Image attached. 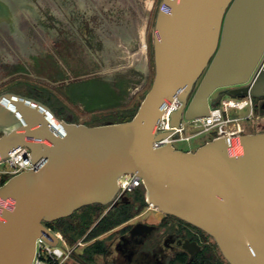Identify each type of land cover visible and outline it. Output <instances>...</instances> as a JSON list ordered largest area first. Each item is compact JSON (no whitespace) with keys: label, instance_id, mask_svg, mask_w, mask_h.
Wrapping results in <instances>:
<instances>
[{"label":"water","instance_id":"1","mask_svg":"<svg viewBox=\"0 0 264 264\" xmlns=\"http://www.w3.org/2000/svg\"><path fill=\"white\" fill-rule=\"evenodd\" d=\"M263 55L264 0H163L155 78L130 121L77 124L41 102L0 94V153L26 146L34 165L0 186V199H14L0 220V264H32L38 237L57 244L46 223L108 206L124 174L143 179L147 202L160 212L211 236L229 264H264V132L244 135L240 154L225 138L196 151L153 147L172 133L158 132L157 123L176 94L182 106L172 115L175 127L183 115L206 117L219 89L264 98ZM195 244L184 245L192 256Z\"/></svg>","mask_w":264,"mask_h":264},{"label":"flooded vegetation","instance_id":"2","mask_svg":"<svg viewBox=\"0 0 264 264\" xmlns=\"http://www.w3.org/2000/svg\"><path fill=\"white\" fill-rule=\"evenodd\" d=\"M114 5L112 0H0V72H5L11 81L29 69L28 65L39 67L40 55H49L55 61V55L68 54L72 39L116 38L120 32L126 33L120 30L118 22H108L104 18V12L110 11ZM148 28L147 25V32H144L147 36ZM223 89L226 91L222 94L228 90ZM6 92L41 102L49 106L55 116H62V120L69 118L67 107L60 115L61 109L50 105L54 97L41 94L34 87H28L24 93L9 89L0 94ZM259 102L264 107V98ZM261 132L264 130L248 134ZM4 133L1 131L0 136ZM145 202L148 203L146 194ZM122 203L108 206L107 211ZM133 203L130 196L129 203L124 204ZM148 206L152 205L148 203ZM153 208L145 207L129 220L99 236L96 240L104 241L108 251L96 256L93 263L80 260V252L74 256L80 264H182L180 259L183 256L192 261L204 246L213 245L221 259H225L207 233ZM150 212L154 215L149 216ZM85 237L79 241L82 245L78 248L82 251L89 244L84 242ZM186 242L189 247L197 244L195 247L199 250L193 256L185 250Z\"/></svg>","mask_w":264,"mask_h":264},{"label":"rangeland","instance_id":"3","mask_svg":"<svg viewBox=\"0 0 264 264\" xmlns=\"http://www.w3.org/2000/svg\"><path fill=\"white\" fill-rule=\"evenodd\" d=\"M162 2L163 0H112V4L115 5L110 7V11L104 12V18L108 22L111 20L118 22L120 30L126 33L120 32L116 38L72 39L68 54L55 55V61H52L49 55H40L39 67L28 65L29 69L10 79L11 81L7 79L5 72H0V92L10 89L24 93L28 87H34L41 94L54 97L50 105L57 110L60 108V115L64 114V107H67L68 117L77 124H105L117 110L123 112L138 110L155 78L154 31ZM147 25L148 36L144 33L147 32ZM10 58L14 59L11 55ZM92 79L105 83L114 94L121 96L118 107L92 110L81 102L70 101L69 96L66 95L68 86ZM118 84L122 86L118 87ZM121 89L126 93L122 94ZM224 91L226 89H219L211 96V107H214L212 101L216 98H238L222 96ZM95 93L98 99L102 98V92ZM259 101L260 99H256V102ZM60 119L62 120L63 117L61 116ZM246 124L249 132L260 131V124L264 125V113L258 115L254 123ZM192 133L194 131L189 129L186 134ZM214 135V133H205L190 142H176L174 146L183 151H196L212 140ZM6 169V166H0V171ZM2 177L0 184L3 180L11 178L9 175ZM148 208L154 209L153 206ZM152 215L154 212L149 213V216ZM47 224L53 230L63 231L62 220ZM69 246L73 247L70 244ZM81 251L82 249L78 248L77 254ZM223 260L228 264L225 259ZM65 264H80V262L76 256H72L65 261Z\"/></svg>","mask_w":264,"mask_h":264},{"label":"built area","instance_id":"4","mask_svg":"<svg viewBox=\"0 0 264 264\" xmlns=\"http://www.w3.org/2000/svg\"><path fill=\"white\" fill-rule=\"evenodd\" d=\"M264 64V55L260 61V65ZM182 106L179 94L167 101L163 107L161 118L157 123L158 132L172 131L168 136L157 139L153 147L155 149L163 148L169 144L174 146L176 142H190L191 140L205 134L214 133L212 140L217 138L227 139L234 149L235 140L248 134L247 122L254 123L256 101L252 96L245 98H228L219 99V101L209 109L206 117L199 119H186L185 115L179 126L172 125V115ZM241 112H243L241 114ZM194 131L192 134H186L188 130ZM211 141V140H210ZM175 147V146H174ZM0 166H6V170L0 171V180L2 175H9L11 178L23 172L30 171L33 165V157L31 150L26 147H18L10 152L6 157L0 153ZM2 186V184H0ZM144 188L143 179L137 174H124L118 178V190L108 206H113L122 202L123 198L130 197L137 189ZM14 199H0V220H5L3 216V208L6 205L13 204ZM57 240V244L53 245L43 236L36 240L35 256L32 264H65V261L75 255L77 248L82 245L78 242L76 246L70 247L66 238L60 231L47 227Z\"/></svg>","mask_w":264,"mask_h":264},{"label":"trees","instance_id":"5","mask_svg":"<svg viewBox=\"0 0 264 264\" xmlns=\"http://www.w3.org/2000/svg\"><path fill=\"white\" fill-rule=\"evenodd\" d=\"M120 85L121 84H118L117 86L121 87L122 85ZM96 91L103 93L102 98L98 99L96 97ZM121 91L122 94L126 93V91L122 89ZM66 95L69 96L71 102H81L92 110L113 109L118 107V102L121 98V96L114 94L105 83L98 82L96 79L70 84ZM256 99L257 98H255V101ZM256 104L255 118L264 113L263 105L259 102H256ZM137 111V109L128 112L117 110L109 119L107 118V121L113 123L130 121ZM95 125L102 124L94 123L90 126ZM259 128L264 130V125L260 124ZM8 180L9 179L3 180L2 185ZM131 198L134 201L133 204L128 205L122 203L108 211V206L101 204L83 207L70 217L60 219L64 225L63 231H56H60L66 238L68 244L73 247L86 236L84 242H89V244L79 253V259L93 263L96 256L105 254L108 251L105 242L96 239L129 220L134 215L144 210L145 207H148V204L145 202L144 188L137 189L131 195ZM46 226L50 228L47 223ZM215 248L216 247L213 245H206L192 261H189L185 256H183L180 261L182 264H225ZM76 254L77 250L75 251V255Z\"/></svg>","mask_w":264,"mask_h":264},{"label":"bare ground","instance_id":"6","mask_svg":"<svg viewBox=\"0 0 264 264\" xmlns=\"http://www.w3.org/2000/svg\"><path fill=\"white\" fill-rule=\"evenodd\" d=\"M53 122L56 124V125H59V122L58 120L56 119V117L53 118ZM232 152L234 154H240L241 152V140H235V143H234V149L232 150ZM152 206H154L153 204H151Z\"/></svg>","mask_w":264,"mask_h":264}]
</instances>
